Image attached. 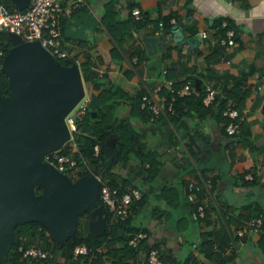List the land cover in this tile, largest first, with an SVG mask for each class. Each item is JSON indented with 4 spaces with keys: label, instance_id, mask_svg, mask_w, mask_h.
Returning a JSON list of instances; mask_svg holds the SVG:
<instances>
[{
    "label": "crops",
    "instance_id": "1",
    "mask_svg": "<svg viewBox=\"0 0 264 264\" xmlns=\"http://www.w3.org/2000/svg\"><path fill=\"white\" fill-rule=\"evenodd\" d=\"M132 6L148 19L170 14L169 21L181 31V42L176 43L171 33L161 34L155 51L147 52L145 38L158 31L152 25L133 26ZM103 10L107 21L127 20L126 28H119L126 29L118 34L119 44L100 22ZM220 17L228 18L235 45L217 43ZM59 29L60 45L77 66L88 64L105 74L128 98L141 87L146 101L156 99L164 105V78L177 85L192 80L194 94L209 83L225 102L231 99L223 91L234 83L246 91L236 104L242 121L231 134L217 119V101L203 110L194 103L182 106L181 113L169 120L161 115L153 120L129 115L127 99L121 101L119 112L128 118L136 137L123 159H115L107 144V177L117 189L138 187L140 196L131 203L114 240L100 244V251L110 253L101 264H143L150 246L158 248L163 264H264V227L245 232L236 250L227 248L228 234L264 208V0H86L70 15L59 16ZM199 29L207 33L203 40L195 34ZM100 48L110 56L104 65ZM135 51L140 55L134 67L128 60ZM158 84L161 88L156 91ZM94 92L91 87L89 93ZM187 183L198 186L192 200L186 198ZM196 203L203 205L201 218L195 214ZM87 218L83 212L85 224ZM135 230L146 236L136 248L121 247ZM51 260L64 264L59 255Z\"/></svg>",
    "mask_w": 264,
    "mask_h": 264
},
{
    "label": "water",
    "instance_id": "2",
    "mask_svg": "<svg viewBox=\"0 0 264 264\" xmlns=\"http://www.w3.org/2000/svg\"><path fill=\"white\" fill-rule=\"evenodd\" d=\"M10 2L21 10L28 0ZM171 34L176 43L181 42L175 24ZM159 38L161 34L145 38L147 52L155 51ZM99 50L104 65L110 56ZM0 69L10 86L9 95L0 96V256L9 245L15 221L39 220L59 241L70 234L77 215L88 211L87 229L99 233L106 211L95 202V176L87 173L70 180L40 159L68 137L64 115L83 93L78 67L54 61L37 41H19L5 53ZM33 183L42 185L43 191L32 195Z\"/></svg>",
    "mask_w": 264,
    "mask_h": 264
},
{
    "label": "trees",
    "instance_id": "3",
    "mask_svg": "<svg viewBox=\"0 0 264 264\" xmlns=\"http://www.w3.org/2000/svg\"><path fill=\"white\" fill-rule=\"evenodd\" d=\"M2 1L8 8H12L13 6L8 3V0H0ZM107 12L103 10L100 15V22L105 26L108 30L112 38L118 43L119 41V33L123 34L126 29H122L119 31L121 25H125L126 21L118 22L114 19L107 21L105 18L107 17ZM170 14L161 15L158 14L156 17L148 19L146 16L142 15V18L139 20H133V26L139 27L143 29V27H149L152 25L153 31L157 34H166L171 33V24L169 21ZM225 19V26H221L220 21ZM228 18L220 17L216 22L217 29V43H219V39L223 38L224 31L226 28H230L228 24ZM160 22V24H158ZM148 25V26H146ZM231 29V28H230ZM160 30V31H159ZM233 31V30H232ZM122 36V35H121ZM233 37V35H232ZM21 41H12L9 37L7 31L0 32V48L3 49V53H5L14 46L17 42ZM119 44V43H118ZM220 44V43H219ZM224 45V44H221ZM3 55V56H4ZM140 55L139 51H135L134 55L137 57ZM3 56L0 58V66ZM129 56V58L131 57ZM54 61L69 65L72 64L73 61L71 58L62 57L57 58L52 55ZM135 62V61H134ZM132 62V63H134ZM136 63V62H135ZM135 63L133 64L135 67ZM80 78L82 84L89 82L92 89L96 90V92L91 93L95 95L97 99V103L94 105H89L91 97H88V101L86 103V110L82 114L81 117L75 120L76 129L74 132V141H75V149L71 150V145L64 141L56 150L61 154H70L72 158L75 159L76 165L78 166L76 169L75 178L79 176H83L90 173H100L101 180L105 177L108 179L109 176V166L107 163H110V159L108 158L106 152L108 151L107 144L110 149H114L115 159H123L125 155L130 151V147L135 141V131L132 126L129 125L128 118L122 117V113L119 112L122 109L121 101L127 99L128 101V114L136 115L140 119L145 118L148 119L149 109L148 103L145 101L141 104V95L145 94L144 89L138 87L136 93L128 98L126 92L122 90L119 86H115L112 82H110L105 74H98L94 70H91L88 67V64H78ZM171 81V80H170ZM186 79L183 80L185 83ZM190 82V90L185 94H176L175 92L168 91L166 87L165 90V102L168 100L170 94L173 95L171 100V112H166V119H170L174 117V115H179L181 113L182 106H189L194 103L196 108H200L201 110L211 107V103L216 102L215 114L217 119L222 121L223 126L228 121V118L222 114V108L225 104V98L216 97L215 95L212 98L211 103L204 106L202 104V96L203 91L197 90V94L195 92V85H192V80ZM182 83V84H183ZM180 85H177L176 82L170 83V86L173 90L178 88ZM161 88V85H160ZM159 88V89H160ZM161 90V91H162ZM225 97L230 98L235 105L240 104L243 99V95H245L246 91H240L237 83H234L230 88L224 89ZM10 93V86L7 74L0 69V96L5 97ZM189 104V105H188ZM193 107V106H192ZM241 123V122H240ZM116 139V140H115ZM97 144V152L93 154V145ZM126 148L124 149V146ZM130 153V152H129ZM40 159H43L41 157ZM83 169V170H82ZM69 170H62L61 173L66 177L68 175L69 179L72 180V176L69 175ZM113 180L107 181V185L109 187H114L115 184L112 182ZM99 185V184H98ZM43 191V186L37 183H33L31 186V194L37 195ZM121 189H118L120 192ZM95 202L97 205H101L99 195L96 194ZM264 209V208H262ZM259 209V210H262ZM257 210L256 212H258ZM255 212V213H256ZM254 214V213H253ZM79 217V216H78ZM127 217V216H126ZM106 220V221H105ZM102 230L99 233H92L87 228L86 225H79L76 221L74 224L70 234L61 240H55L47 226L42 224L39 220L36 219H24L20 221H15L11 228L10 241L7 249L0 256L1 264H14V263H27V262H37L43 263V259H32V258H20V252L17 247L19 244L25 245L27 242H30L33 239L34 235L38 236V244L43 249L47 250L50 253V257L53 259L55 256L62 258L64 264H82L78 263V261L87 262V264H101L103 260V256H108L110 253L107 251H100V244L109 243L114 240L115 234H118L119 230L123 228V220H113V219H105ZM85 230V231H84ZM136 231V230H135ZM130 232L129 234H131ZM127 235V237L129 236ZM114 235V236H113ZM84 244L88 251L84 256L74 257L72 255V248L78 244ZM124 245L121 247H126V238L123 241ZM208 243V241H205ZM126 244V245H125ZM128 246V245H127ZM207 246V244H206ZM128 249L132 247H127ZM264 248V246H263ZM126 254V253H124ZM49 257V258H50ZM123 256H120V259ZM50 258V259H51ZM226 258H222L220 261H224ZM57 264L58 261H54Z\"/></svg>",
    "mask_w": 264,
    "mask_h": 264
},
{
    "label": "built area",
    "instance_id": "4",
    "mask_svg": "<svg viewBox=\"0 0 264 264\" xmlns=\"http://www.w3.org/2000/svg\"><path fill=\"white\" fill-rule=\"evenodd\" d=\"M86 3V0H28L26 7L17 10L14 7L8 8L2 1H0V32L7 31L16 34L20 37L21 41H37L42 45L52 56L57 58L69 57L71 55L60 45V29H59V16H68L71 12ZM129 12L133 20L142 18V14L137 6H132ZM160 24V22L158 23ZM221 26H225V19L220 21ZM148 26V25H146ZM196 36L199 40H203L207 33L205 30H196ZM233 31L226 28L223 38L219 39L220 44L235 45L236 42L232 38ZM4 55L3 49L0 48V58ZM72 64L77 66L74 58H71ZM135 56L129 58V63L134 62ZM164 69L162 70V73ZM165 79V78H164ZM167 84L168 91L175 92L176 94H185L190 90V82L186 80L181 86L173 90L170 86L169 79L164 80ZM160 84L156 85L153 89L159 90ZM202 102L209 104L214 96V88L209 83L203 86ZM173 95L170 94L168 100L164 105L160 106L156 99L147 100L145 94L141 95V104L145 101L148 103L149 115L148 119L153 120L158 116L165 117L166 112H171V100ZM88 96L82 94L80 99L68 110L64 115V123L68 132V137L65 140L71 145V150L75 149L74 132L76 129L75 120L82 116L86 110V103ZM222 114L228 118L224 125V131L227 134L235 132L240 122L242 121L243 114L240 112L232 100L225 102L222 108ZM57 149V148H56ZM56 149L50 150L43 154L45 162L52 165L59 172L62 170H69L73 177L76 173L77 165L75 159L70 154H61ZM97 152V144L93 145V154ZM42 160V159H41ZM83 170V169H82ZM90 173V172H88ZM98 181L97 193L100 202L107 213L106 219H119L123 220L128 215L131 203L137 200L140 196L139 188L136 186H129L118 192L116 187H109L107 185V178H100V173H90ZM203 184L208 190L209 180H204ZM186 198L193 199L192 191L198 189V186L187 183ZM195 214L199 218L203 217L204 210L201 203L194 204ZM264 227V209L246 217L239 226L236 227L233 233L228 234L227 248L236 250V242L245 232L256 231ZM146 236L143 230H136L126 237V244L132 248H136L139 242ZM20 252V258L43 259L41 264H57L49 258V252L38 244V236L34 235L30 242L25 245L19 244L17 247ZM87 247L84 244L75 245L72 248V255L74 257L84 256L87 254ZM78 263L87 264V262L78 261ZM143 264H163L158 248L154 246L148 247L143 254Z\"/></svg>",
    "mask_w": 264,
    "mask_h": 264
},
{
    "label": "rangeland",
    "instance_id": "5",
    "mask_svg": "<svg viewBox=\"0 0 264 264\" xmlns=\"http://www.w3.org/2000/svg\"><path fill=\"white\" fill-rule=\"evenodd\" d=\"M8 34H9L10 38L12 40H14V41L20 39V37L18 35H16V34H13L11 32H8ZM90 88H91V85H90L89 82H86L85 84H82V92H83L82 94H84L85 96H88L89 98L91 97L90 101L88 102V104L91 106V105H94L95 103H97L98 101H97V99H96V97H95L94 94H92V96H91V94L89 93L90 92ZM42 161H45V159L43 158ZM69 175L71 176L72 174L69 173ZM67 178L69 179L68 175H67ZM85 213L87 214L88 211H85ZM81 215H82V213H80L78 215L80 219H78V222L77 223L79 225H84L85 224V220L84 219H81Z\"/></svg>",
    "mask_w": 264,
    "mask_h": 264
},
{
    "label": "clouds",
    "instance_id": "6",
    "mask_svg": "<svg viewBox=\"0 0 264 264\" xmlns=\"http://www.w3.org/2000/svg\"><path fill=\"white\" fill-rule=\"evenodd\" d=\"M75 179V176L74 177H72V180H74ZM102 205V204H101ZM100 206V205H99ZM102 208H103V206H101ZM104 209V208H103ZM105 210V209H104ZM106 218H107V213H106ZM105 218V219H106ZM41 264V263H40Z\"/></svg>",
    "mask_w": 264,
    "mask_h": 264
},
{
    "label": "flooded vegetation",
    "instance_id": "7",
    "mask_svg": "<svg viewBox=\"0 0 264 264\" xmlns=\"http://www.w3.org/2000/svg\"><path fill=\"white\" fill-rule=\"evenodd\" d=\"M77 218H78V215H77Z\"/></svg>",
    "mask_w": 264,
    "mask_h": 264
}]
</instances>
